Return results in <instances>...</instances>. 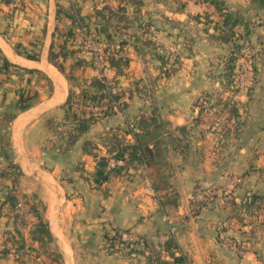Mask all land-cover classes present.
I'll list each match as a JSON object with an SVG mask.
<instances>
[{
	"label": "crops",
	"instance_id": "0c3cea01",
	"mask_svg": "<svg viewBox=\"0 0 264 264\" xmlns=\"http://www.w3.org/2000/svg\"><path fill=\"white\" fill-rule=\"evenodd\" d=\"M223 7L248 22L247 39L264 33V9L252 0H223ZM99 9L104 17L95 13ZM259 10L263 21L258 20ZM76 17L87 25L99 65L90 50L71 43L78 37ZM219 20L205 0H0V164L11 162L21 171L11 191L17 201L13 208L1 206L11 184L0 180V264H14L11 244L18 234L31 242L29 228L35 219L29 207L17 208L21 198H30L46 220L62 264H147L145 255L104 254L102 234L116 228L136 233L146 244H162L171 235L188 264H264V203L251 219V211L243 210L248 194L264 197L262 67L253 93L235 96L245 110L247 102L246 119L257 122L251 129L241 123L228 143L212 142L203 129H122L128 119L150 115L151 108L150 116L168 128L189 125L197 114L194 100L218 84L210 77L217 67L213 62L228 49V41L213 27ZM62 30L72 32L64 50H74L63 64L66 76L48 60L51 41L60 47ZM231 30L243 33L241 25ZM167 49L176 58L166 76L160 71L168 65L163 59ZM108 55L127 59L119 73L108 64ZM99 75L120 108L116 104L65 145L60 135L66 128L67 95L70 91L77 101L80 89ZM72 108L79 110L81 104L72 102ZM114 132H122L127 144L133 143L134 132L151 150L152 163L129 162L95 185L90 174L105 150L95 143L84 151L82 143ZM210 183L223 185V197L190 215L189 199ZM169 194L175 201L165 207L159 200ZM231 197L241 203L239 217L225 201ZM231 239L242 250L231 247Z\"/></svg>",
	"mask_w": 264,
	"mask_h": 264
},
{
	"label": "rangeland",
	"instance_id": "374dc122",
	"mask_svg": "<svg viewBox=\"0 0 264 264\" xmlns=\"http://www.w3.org/2000/svg\"><path fill=\"white\" fill-rule=\"evenodd\" d=\"M253 2V1H252ZM259 8V7H258ZM260 9V8H259ZM262 9V8H261ZM258 14V20H262L263 19L260 17V15L263 16V12H261L259 10V12H257ZM263 23V22H262ZM262 23L259 22L257 24V26H262ZM234 33V32H232ZM220 34V33H219ZM221 39L223 40V36H220ZM228 41V49H226L225 51L221 52V56L218 57V61L215 60L212 64V66H214L215 64L217 65L216 70H212L210 72V77L211 79L214 80V82H217L218 84H216L215 86H213V91L211 92H205V93H201L197 96V98L194 100L193 102V106L197 109V114L196 116L190 120L189 125L188 124H183L181 126H177L174 128H168V124L166 125L164 122L159 121L157 118L150 116L152 115V109L151 108V114L147 116H145L144 114L141 115V117L143 118H137L135 119H128L127 123L124 124V126H122V129H137L138 127H140L141 129H203L206 133H208L210 140L212 142H229V140H231V138L234 135V129H238L240 124L244 122H246V128L245 129H251V124L253 125V123L257 122V120H251V119H246L247 118V112H248V106H247V102L244 99V103H245V108H243V106L240 105L241 101L238 98H235V96L238 95H243V96H250L253 92L251 91L253 88V84L257 82V78H258V73H260L258 71V67L261 68V74L259 75L260 78L263 79L264 81V33L259 32L256 33V35L252 38L249 39L248 38V45L241 48L240 43H242V39L237 38L235 36H229L227 40ZM236 45L240 46L239 49L236 51ZM232 51L237 52V58L235 60V66H234V70L232 71L233 73L231 74L230 72H228L226 70V63L225 60L226 58L230 55V53H232ZM248 51L249 55H250V59H251V65L250 67L252 68V76H246V77H241V83L239 84V72H237L236 69V64L238 63L237 61H242L245 57L244 54ZM172 55L170 54V50L167 49V52H163V59L166 61V64H168L167 66H163L164 68L160 71L162 72L163 75H168L171 72V64H173V62H175V51H171ZM243 58V59H242ZM244 63V61H243ZM242 65V64H241ZM240 65V66H241ZM236 69V70H235ZM242 73V72H241ZM231 75V76H230ZM260 80V79H259ZM108 85V84H107ZM109 86V85H108ZM110 87V86H109ZM204 99L208 104L206 107H202L200 104V100ZM105 100L103 101H99V102H95L93 104H89V105H97V106H101L103 104H105ZM226 103V104H224ZM87 104V105H88ZM87 105H83L81 103V109H79V112H83L85 115L86 114H90L91 112H89V110H87L84 106ZM77 108V107H76ZM255 108V107H254ZM103 112H107V110L103 111ZM243 113H246V115H243ZM95 116H97L98 118H102L104 117L103 114H96ZM94 116V117H95ZM241 117V118H239ZM263 120V119H262ZM242 121V122H241ZM264 121V120H263ZM137 122V123H136ZM260 123V122H259ZM237 125V127L235 128V126ZM64 125L66 126L65 129H61V131H67L70 127L71 124L70 122H64ZM264 127V125H263ZM115 129H119V128H115ZM58 134V133H57ZM56 134V136H57ZM148 138H153L154 134H149ZM0 137H2V135H0ZM60 137H62L63 141H67V135L66 134H62L60 135ZM88 142V146L87 148L92 149L95 148V143H99L105 150L103 155H98V157L102 156L105 157L106 159H118L115 158V152L118 149H122L125 147V145H127V142H125V139L122 135V132H114L111 135H104V136H99L97 137V139L92 140V141H87ZM92 144V145H91ZM100 150V149H99ZM101 151V150H100ZM114 151V153L112 155H110V152ZM109 153V154H108ZM98 154V153H97ZM101 154V153H100ZM124 163L121 166V169L124 167ZM160 185L163 184L162 181L159 180L158 182ZM223 185L222 184H218V183H210L208 184V186H206L203 189H200L201 191L204 190H216V189H221ZM7 191H10V189H8ZM222 191V190H221ZM197 192V191H196ZM223 192V191H222ZM202 194H200L199 196H194L192 195L191 198L189 199V208H188V213L190 215H193V211L196 210V205H199L198 209H201V207L212 204L214 202H217V199L222 198L223 197V193H221L220 195H215L213 197V199L209 202H205L202 201ZM175 196L172 194H169L168 196H166L165 198L163 197V200H159L163 206L165 205V207H169L171 205V203H173L175 201ZM233 197V196H232ZM226 198V202H228L229 204H233V205H237L232 207L231 204V209L236 208L237 211H230L231 212H235L233 215L234 216H238L239 217V213L240 211L238 210L240 207L238 205H240L238 202H235L233 200V198ZM17 203V201H16ZM18 203H20L21 205H19L17 208H22L24 210H28V207L30 205H32L31 203V199H20L18 200ZM36 206H38L39 209V204L36 203ZM259 208V207H258ZM243 210L245 212H248L247 210H250L251 213H247L248 217L247 219H251L250 216L253 214L252 211H256V209H244ZM239 212V213H238ZM18 216V215H17ZM16 217V216H15ZM18 223H21L18 220ZM30 230V228H29ZM29 236V235H28ZM19 237V236H18ZM139 239L142 240V238L138 235ZM28 238V237H27ZM23 239V237H22ZM103 239V237H102ZM24 241V240H23ZM143 241V240H142ZM235 244V246L233 248H236L237 250H242V245L241 243H237L236 241H234L233 239H231L229 241V244L233 243ZM143 243H145L143 241ZM30 243H26L24 242V245L26 247H24V252H21V257L19 259V262L17 260V263L14 261V264H56L55 262H51V259H54V256H50V254H48V250L46 247H50L49 245L51 244H45V245H39L34 244L32 247L28 246ZM107 244V240L103 239L102 242V249L104 250V254L107 255H114V257L117 256H125L128 258H136L138 259V256L141 255H145L146 257H151L150 260H153V256L155 255H163V252L161 251V247L160 244H144L145 246L143 247V244H128V242H125L122 245H115V247H113L110 251L109 250H105V245ZM52 246V245H51ZM83 249H80L79 252L77 253H81ZM147 260V259H146ZM148 261H146L147 263ZM149 264V262L147 263Z\"/></svg>",
	"mask_w": 264,
	"mask_h": 264
},
{
	"label": "trees",
	"instance_id": "16d2710c",
	"mask_svg": "<svg viewBox=\"0 0 264 264\" xmlns=\"http://www.w3.org/2000/svg\"><path fill=\"white\" fill-rule=\"evenodd\" d=\"M9 0H3V2L7 3ZM208 1L213 5L215 8V11L220 17L219 23L214 22L213 27L215 29H218L220 33V36H223V40H227L230 36H235L237 38L243 39L242 43H240L241 48L248 45V39L246 38L248 34V22L243 20V17L237 13L236 11H227L223 10V0H205ZM257 4L259 8L264 9V0H252ZM95 13L101 17L105 16L104 9L96 10ZM75 25L76 27H83L87 33V25L85 22L82 21L81 18L76 17L75 19ZM235 25H241L243 29V33L241 35L237 34L234 35L232 33V27ZM72 36V32L69 30H62L60 31L58 38L59 45H55L54 41H51L49 53H48V60L51 64H53L60 72L63 74L67 73V69L64 67V62L67 57V53H71L74 50L65 51L64 50V43L66 40L70 39ZM53 37H55L53 35ZM121 43V41L119 42ZM239 45H236V51L240 47ZM240 48V49H241ZM239 49V50H240ZM237 58V52L230 53V55L226 58V70L233 73L235 66V60ZM60 59V60H59ZM105 59L108 61V64L114 68L116 73L120 72V66L127 64V59L123 56H106ZM6 63V62H5ZM231 76V75H230ZM73 95L69 91L66 101L64 103V121L70 122L71 127L64 134L67 135V141H65V145L71 144L80 134L85 132L89 126L94 123L97 119H99L96 114H84L83 112H79L78 110L72 108V102H76L78 104L87 105L88 103L93 104L95 102L99 101H110L114 100L117 102V97L115 94H113L110 91V87L107 85V83H102L98 78H94L90 80L87 87L81 88L78 94V100L74 101L72 100ZM226 104V103H224ZM117 108H120V103L117 104ZM111 113V107L107 110V112L98 113V115L103 114L104 116ZM95 116V117H94ZM236 125V124H235ZM238 125V124H237ZM235 126V128L237 127ZM182 130V129H181ZM61 132V131H59ZM131 136L133 137V143L125 145L124 148L118 149L115 152L114 157L121 159L123 163L126 165L127 163H131L133 161L139 162L144 164L146 167H149L152 163V152L148 148V146L141 141L138 137H136L134 132H131ZM88 142L84 141L82 143V149L84 151H89L87 149ZM124 154H126L124 156ZM119 170H121V167H109L108 161L105 157H97L95 159V166L94 170L90 174V179L93 184L99 185L107 178L113 174L117 173ZM21 174V171L19 167L14 163H6V164H0V180H9L11 187L10 191H7L4 195L3 201L1 202L2 205H6L8 208H13L16 204V199L14 195L11 193V191L16 190V185L18 182V177ZM63 180H66L63 179ZM197 194V193H196ZM195 196H198V194ZM264 203V197L260 194H257L255 192L250 193L246 196L243 207L244 209H258V207ZM199 205H196V210H194L192 213L196 214ZM29 213L31 216L35 219L34 223L30 227L29 230V239L30 244L28 246L32 247L33 244H39V245H45V244H51L52 243V237L49 233L47 222L46 220L39 214V212L34 208L33 205L29 206ZM128 229H113L112 232H104L102 234L103 239L107 240V244L105 245V250H111L115 245H122L124 241L120 240V234L122 232H128ZM19 236V234L17 235ZM129 244V243H128ZM143 244L144 247L145 243L141 240L140 243ZM52 245V244H51ZM46 247L48 250V254L50 256H54V259H51V262H55L56 264H62L61 256L57 252L55 246ZM24 241L19 236L18 238L12 239L11 248L13 249V252L16 254L15 262L17 263V260L19 262V259L21 257V252H24ZM161 251L163 252V255L167 258L161 257L160 254L153 256V260H150L151 257H146L147 261L150 264H188L186 256L180 251L178 248L175 239L170 235L162 244H160ZM7 248H2L1 251L4 253Z\"/></svg>",
	"mask_w": 264,
	"mask_h": 264
},
{
	"label": "built area",
	"instance_id": "2783aa9c",
	"mask_svg": "<svg viewBox=\"0 0 264 264\" xmlns=\"http://www.w3.org/2000/svg\"><path fill=\"white\" fill-rule=\"evenodd\" d=\"M71 43L75 46H83L84 48H87L88 50H90L92 52V59H93L95 65H99L100 57L97 53L98 50L95 48L90 35L87 33V31L83 27H78V37H76V38L72 37ZM170 54H171V56H173L171 50H170ZM243 57H245V58L244 59L242 58L243 59L242 61H237L238 63L236 64L237 72H239V81L241 80V77L249 76V75H251V72H252V68L250 67L251 59H250V55H249L248 51L244 54ZM243 61H244V63H243ZM98 79L102 83H106V80L102 75H99ZM240 83H241V81L239 82V84ZM105 102L106 103L101 105V106L88 104L87 106H84V107L87 110H89V112H91L92 114H98V113H102L105 110H108L110 107L113 108L117 104V102L114 100L105 101ZM200 104L202 107H206L208 103L204 99H201ZM122 164H123V161L121 159H110L108 161L109 167H118V166H121ZM196 191H197L196 193L198 194V196L200 194L203 195L202 201H205V202L211 201L215 195H217V194L220 195L222 193L221 189H216V190H208L207 189L204 191L197 189ZM120 240L130 243V245L131 244L137 245L138 243L141 242L138 235L132 231L122 232L120 234ZM229 245L231 247L235 246L234 242L229 244Z\"/></svg>",
	"mask_w": 264,
	"mask_h": 264
}]
</instances>
